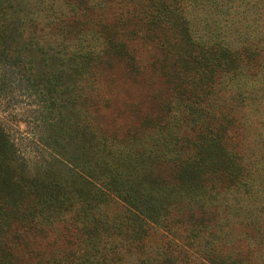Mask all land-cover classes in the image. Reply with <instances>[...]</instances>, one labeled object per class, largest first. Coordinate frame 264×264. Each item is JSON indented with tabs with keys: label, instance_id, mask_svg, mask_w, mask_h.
Wrapping results in <instances>:
<instances>
[{
	"label": "trees",
	"instance_id": "16d2710c",
	"mask_svg": "<svg viewBox=\"0 0 264 264\" xmlns=\"http://www.w3.org/2000/svg\"><path fill=\"white\" fill-rule=\"evenodd\" d=\"M106 2L109 17H128V26L143 33L140 52L131 47L132 40L115 34L122 23L98 24L95 30L72 25L67 50L50 53L49 44L37 43L38 55L27 59L39 70L28 94L43 104L50 131L44 140L70 167L43 175L45 166L40 174L9 178V191L0 197V264H25L14 244L4 241L9 231L26 233L40 225L34 219L44 211L35 208L59 215L67 204L72 212L66 213L65 227L74 226L80 242L74 252H56L46 264H264V0ZM24 6V0H0V64L13 45L26 49L15 35L20 20L8 18ZM64 22L40 20L57 30L67 27ZM27 51L33 52L30 46ZM150 55L165 84L144 96L159 101V112L143 114L142 124L126 133L118 134L114 125L102 128L99 121L106 115L100 106L112 94L100 96L99 90L95 100L91 91L97 92L103 77L143 73L147 67L140 64ZM112 56L125 66L117 75L97 78ZM0 72V81L7 83L5 69ZM127 85L122 81L115 87ZM12 91L11 85H0V102ZM72 99L81 104L72 105ZM90 100L94 110L86 107ZM4 143L3 152H12ZM2 162L8 164L7 157ZM112 203L121 205L120 211L103 215L101 207ZM231 218L238 232L260 241L257 249L232 232ZM16 222H28L26 229ZM150 226L178 236L182 230L187 238H180L192 243L178 255L161 250L125 262L126 255L141 248L136 241L146 237ZM227 244L233 246L224 249Z\"/></svg>",
	"mask_w": 264,
	"mask_h": 264
},
{
	"label": "rangeland",
	"instance_id": "374dc122",
	"mask_svg": "<svg viewBox=\"0 0 264 264\" xmlns=\"http://www.w3.org/2000/svg\"><path fill=\"white\" fill-rule=\"evenodd\" d=\"M106 1L109 0H24L25 6L21 11H15L12 14L11 11H8V15L11 14V17L8 18L20 20L21 23L18 32L15 30L18 45H20L21 41H25L27 44L26 49L21 51L16 50L19 46L13 45L5 53V63L0 64V70L4 68L5 74L8 76L7 83L3 80L0 81L1 88L11 85L13 90L10 99L0 102V197L8 193L11 185L9 178L12 175L17 178L21 173L40 174L45 166L48 170L43 172V175H46L52 169L66 172L65 168L70 167L69 162L67 160L64 162L58 150L50 147L49 141L44 140V137L48 136L50 131L44 122V117H42L40 110L43 104L36 96L28 94L32 90L30 88L32 84L31 78L34 77L35 71L39 72L38 69L31 68L27 62L30 56L38 55L35 45L37 43L40 45L49 44L45 47L50 53L55 51L63 52L69 48L67 47L68 43L73 41L72 37L74 33H70L69 31V27L72 25H76V27L80 25V27L78 26L80 30L87 28L95 30L98 29L96 28L98 24L115 25L122 23L119 26H123V28L115 30V34L117 33V36L121 38L125 37L127 42L132 40L131 47L134 46L137 51H141V41L139 38L143 33L138 28L128 26V17H109L111 9ZM99 2L103 3V5L106 3V6L98 8L93 6V3ZM117 10L119 11V8ZM48 17H55L58 20L61 18V21H65L64 24L67 25L66 28L63 27L65 31L42 26L40 20L48 21ZM70 34L71 38L69 37ZM29 46L34 53L27 51ZM151 56L147 57L144 64H140L147 67L143 73H141V70H132V73H121L122 77L115 76V78L108 77L105 79L103 77V81L99 83L97 92L91 91L90 96L95 97V100V95L99 93V90L100 96L112 94L111 99L107 103L102 102L100 106L102 114L106 115L101 118L102 121H99L101 123L99 125L102 128L108 127L110 129L114 125V129L118 131V134L126 133L130 127L133 126L131 128L133 130L134 127L142 124L145 120L143 114L155 115L159 112V101L157 99H147L144 96V93H148V90H156L162 83L165 84V80H163V77H160V72L156 68V65L153 66V62L150 59ZM124 66L125 62L120 57L112 56L110 58V65L105 66L103 72L97 78H101L102 74L104 76L107 74L110 76L111 73L117 75V71H121ZM56 67L58 68L59 65L56 64ZM38 68L40 69V67ZM41 68L43 70L46 69L44 66ZM51 68L53 66H49L47 70ZM151 77L155 79V82L154 86L149 89L147 83L154 81L151 80ZM122 81H126L128 85L124 86V89H117L115 85ZM33 83L36 84V82ZM38 83L43 84V80H39ZM91 100L89 106L86 107L89 110H94L92 106H95V102ZM86 103L88 104V102ZM71 104L79 106L81 102L72 99ZM5 139L8 141V144H11L10 149H12V152H7L8 154L3 152L5 149L4 145H6L4 143ZM4 156L7 157L8 164L2 162ZM120 209L121 205L112 203L111 205L102 206L100 210L103 215H110L118 213ZM47 210L46 207L35 208V212L44 211L43 215L38 213L34 219L40 225L31 227L26 233L20 230L16 232L12 229L4 239V241H10L14 244V253L23 256L21 259H24L25 264H46L49 257L57 254L56 252H74L80 242V236L74 226L65 227L68 223L67 220H69L66 217V213L72 212L69 210V204L59 210V215H56L54 211L50 215L45 214ZM54 217L58 218L55 219ZM237 219L239 220V218ZM228 221L230 222L229 226H232V229L234 228L232 232L234 234L240 233L243 243H248L249 249H257L261 245L260 241L238 232L240 231V226L233 218ZM16 224L19 225V229H26L28 222H16ZM229 226H226V228H229ZM41 228L44 231H41ZM247 232L251 234V228H248ZM172 234L174 237H171ZM114 237L116 241H122L121 237ZM180 237L186 239L187 234L181 230L180 236H178V233L174 230L168 233L159 227L150 226L146 237L143 240L138 239L136 241V244L142 249H134L135 251L130 256L129 254L126 255L124 260L125 262L128 261V258L131 256V259H134L139 254H146L148 257H152L157 255L161 250L178 255L190 246V242L192 243L191 240H183ZM105 239H107L106 236ZM109 243H111V240ZM80 245L82 246L81 243ZM108 246L111 248V245ZM231 246L233 245L227 244V246H224V249L226 247L229 250L228 247L231 248ZM0 252H2L1 245ZM121 257L122 255L120 254L115 256V258L119 259Z\"/></svg>",
	"mask_w": 264,
	"mask_h": 264
}]
</instances>
